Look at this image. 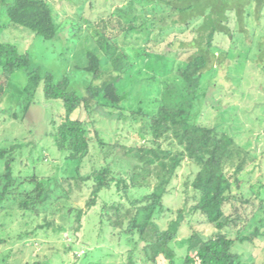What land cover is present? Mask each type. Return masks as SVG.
<instances>
[{"label":"trees","instance_id":"16d2710c","mask_svg":"<svg viewBox=\"0 0 264 264\" xmlns=\"http://www.w3.org/2000/svg\"><path fill=\"white\" fill-rule=\"evenodd\" d=\"M4 3L9 24L26 26L45 38L57 35L58 24L48 0ZM114 14L116 17H110L113 20L102 19L97 24L102 30L98 45L115 69L128 71L135 65L127 44L136 34L148 45L138 49V58L150 56V43L164 41L175 31L186 35L180 46L190 52L176 68L172 86L177 95L169 103L161 95L171 86L163 89L161 80L153 110L120 112L119 118H130L129 125L140 124L142 136L150 135L147 142L140 144L105 141L98 136L95 120L90 119L88 125L81 115L72 117L77 108L84 109L91 117L105 107H120L124 99L113 82V74L102 78L105 73L97 55L89 53L86 69L93 72L94 80L101 82L90 84L86 94L79 96L69 90L67 76L55 80L51 72L42 74L39 68L30 66L28 52L0 41V95L12 75L23 69L28 77L24 88L27 114L42 82L46 98L61 99L65 109L60 117L52 118L48 135L64 153L68 164L77 163L76 174H16L14 163L21 144L0 146V163L4 161V171L0 174V211L17 209L31 219L45 212L44 223L21 232L17 241L27 244L40 235L46 237L51 228L63 231V225L55 223L56 214L72 220L69 229L77 235L86 215L98 207L95 214L99 232L127 243L122 264H264V258L257 260L259 251L263 250L259 242H264V183L244 185L249 182L244 181V175L249 174V168L258 158L256 148L251 147V138L246 134L248 139L242 142L241 133L223 129L221 122L191 120L204 72L221 60L215 51L216 35L229 39L225 57L230 58V51L239 43L247 44L249 40L247 45L251 46L264 33V0H124ZM110 26L113 31L107 37ZM188 35L190 39H186ZM173 52L177 57L178 52ZM166 71L172 72V65ZM109 114L113 116L114 112ZM96 148L101 152L95 151ZM120 151L121 157L117 156ZM185 160L196 166V173L184 183L183 206L163 227L159 220L165 217L166 210L173 212L171 207H165L164 196L174 187ZM123 162L128 164L126 169ZM75 190L79 197L85 191L88 193L83 207L74 206L71 200ZM104 191L109 194V200L102 198ZM248 207L254 209L253 213L262 211L252 231H247V227L254 215L251 220L242 216ZM47 208L51 209L50 214ZM197 213L215 230L209 235L193 230L184 238V252L180 254L175 246L180 229L187 223V215ZM5 241L6 238L0 239V243ZM69 249L72 245L66 250Z\"/></svg>","mask_w":264,"mask_h":264},{"label":"rangeland","instance_id":"374dc122","mask_svg":"<svg viewBox=\"0 0 264 264\" xmlns=\"http://www.w3.org/2000/svg\"><path fill=\"white\" fill-rule=\"evenodd\" d=\"M4 1L11 0H0V41L14 44L20 51L28 52L32 68H39L42 74L51 72L55 80L67 76L69 90L79 96L86 94V88L90 84L99 85L101 82L94 80L93 72L86 69L90 62V52L99 57L101 69L105 73L102 78L109 77V73L114 75L113 82L124 96L120 107H105L91 117L84 109L77 108L72 114L73 118L81 115L88 125L91 124L90 119L95 120V127L99 129L98 136L105 141H119L125 145L147 142L150 135L142 136L140 124L129 125L130 118L121 119L119 114H128L141 108L145 111L153 110L161 80L163 89L171 86L168 92L163 91L161 95L166 98V102L169 103L177 95L172 86L175 85L176 68L190 53L180 46V41L186 36L184 33L175 31L164 41L150 43L152 53L145 58L136 57V52L148 45L138 39L137 34L130 37L127 49L134 55L135 65L128 71H123L115 69L108 55L99 47L98 40L102 30L97 22L111 19V15L116 17L119 13L114 14L115 9L121 6L124 0H48L58 24V32L54 38H45L23 25L9 24ZM113 23H116L115 19ZM109 30L106 31L107 37H111V26ZM190 37L188 35L186 39ZM121 38L122 35L120 42ZM214 43L216 54L221 60H216L215 67L211 66L204 72L191 120L209 124L221 122L223 129L231 133H241L242 142H246L249 135L251 147L256 148L258 158L249 168V174L244 175V181L249 182L243 184L248 187L255 183H264V33H260L251 46L247 45L250 44L249 40L246 41L247 44L239 43L230 51V58L225 57L230 46L227 36L217 34ZM174 50L178 52L177 57H174ZM171 65L172 72L168 73L166 69ZM1 70L0 64V82ZM27 80L26 72L23 69L17 70L4 87V93L0 95V146L21 144L22 147L17 149L20 153L14 163L16 174H76L77 163L68 164L64 153L48 135L52 118L60 117L65 110L62 100L47 99L41 82L33 97L34 102L25 114L27 100L24 88ZM165 81L169 83L164 84ZM109 111H113L114 115L111 116ZM242 130L247 133L242 135ZM95 151L101 152L99 148ZM118 154L117 156L121 157L122 152ZM122 165L124 169L128 167L124 162ZM3 171L4 161H1L0 174ZM195 173L196 166L185 160L178 171L174 187L164 196L165 207H171L173 212L165 211V217L159 220L163 227L167 226L169 219L176 217V211L183 206L184 183ZM248 176H252V179ZM137 193L142 194L144 190H137ZM101 196L104 200H109V194L105 191ZM87 197L86 191L84 196L79 197L75 190L71 200L74 206L83 207ZM95 209L86 215L77 235H73L69 229L73 224L72 220L62 219L56 214L55 223L63 225L64 230L59 232L51 228L46 237L40 235L35 240H29L27 244L17 241L18 235L26 229H33L44 223L45 212L31 219L28 214H23L17 209L0 211V239L6 238L5 242L0 243V264H122L126 257L127 243L119 239L112 240L108 233L99 232ZM50 210L47 211L49 214ZM252 210V207H248L242 215L250 220L251 215H254L247 231H252L262 216L261 210H256V213ZM186 220L187 223L182 225L175 245L180 254L184 252V238L193 230L201 231L204 235H209L215 230L212 225L204 223L198 213L187 215ZM259 243V248L263 250L259 251L258 248V261L264 258V242ZM174 244L172 243L173 246ZM71 245L72 249L66 250Z\"/></svg>","mask_w":264,"mask_h":264}]
</instances>
